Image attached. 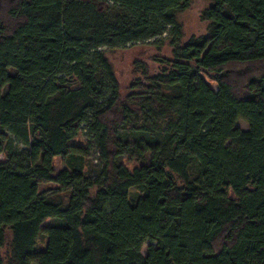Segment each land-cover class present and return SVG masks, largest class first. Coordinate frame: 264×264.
Masks as SVG:
<instances>
[{
  "label": "trees",
  "instance_id": "trees-1",
  "mask_svg": "<svg viewBox=\"0 0 264 264\" xmlns=\"http://www.w3.org/2000/svg\"><path fill=\"white\" fill-rule=\"evenodd\" d=\"M103 1L0 0V264H264V0H212L185 42L190 0ZM163 34L122 97L102 47Z\"/></svg>",
  "mask_w": 264,
  "mask_h": 264
},
{
  "label": "rangeland",
  "instance_id": "rangeland-1",
  "mask_svg": "<svg viewBox=\"0 0 264 264\" xmlns=\"http://www.w3.org/2000/svg\"><path fill=\"white\" fill-rule=\"evenodd\" d=\"M98 6H103L105 1L103 0H92ZM212 4V0H190L189 5L186 9L177 12V20L182 25L184 36L183 42H185L190 36H207L208 35V22L202 18V12L205 8ZM165 39V34L161 37L156 38V40L161 41ZM105 51L107 58L109 59L115 76L119 82L120 94L124 97L128 94L130 90V85L136 79H142V71L147 69L148 75L152 76L157 74L161 68L162 64L159 62L160 58L171 59V48L167 41H163L160 48H156L153 44V39L147 42H139L131 44L123 49H113L109 50L106 47H102ZM202 76L208 81V83L216 89V84L205 75ZM236 125L242 129H247L248 124L246 121L239 119ZM74 144L88 143L89 156L84 162L83 170L86 176L90 178L97 177L101 171L102 163L98 157V151L94 145L93 140L86 135L82 130L74 139L71 140ZM18 148L22 149L24 146L18 144ZM0 161H5V156L0 153ZM122 161L127 164L129 168L134 167L137 163L128 160L125 156L122 157ZM54 174H56L65 165L61 157H56L53 161ZM40 194L50 197L53 201L60 202L63 205L67 203L69 196V189H63L58 184L51 181H42L39 184ZM96 187L90 189V193L93 194ZM135 194L134 191H132ZM48 221V220H47ZM46 221V222H47ZM11 241V231H6V242L3 246L1 252L6 258L10 250ZM45 237L40 236L38 238V245L44 246ZM149 242H146L141 247V253L146 254L147 246Z\"/></svg>",
  "mask_w": 264,
  "mask_h": 264
}]
</instances>
